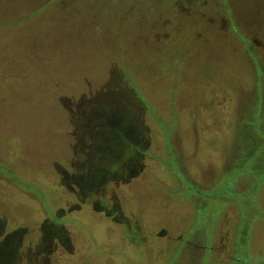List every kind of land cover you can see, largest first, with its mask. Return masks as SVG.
I'll return each instance as SVG.
<instances>
[{
    "label": "rangeland",
    "instance_id": "rangeland-1",
    "mask_svg": "<svg viewBox=\"0 0 264 264\" xmlns=\"http://www.w3.org/2000/svg\"><path fill=\"white\" fill-rule=\"evenodd\" d=\"M0 264H264V0H0Z\"/></svg>",
    "mask_w": 264,
    "mask_h": 264
}]
</instances>
